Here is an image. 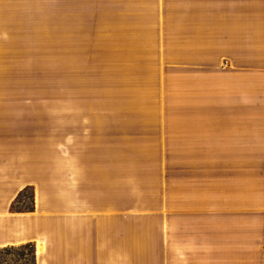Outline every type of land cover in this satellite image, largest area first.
<instances>
[{"label": "crops", "instance_id": "obj_1", "mask_svg": "<svg viewBox=\"0 0 264 264\" xmlns=\"http://www.w3.org/2000/svg\"><path fill=\"white\" fill-rule=\"evenodd\" d=\"M158 9V110L66 113L62 190L35 155L37 100L0 94V248L32 243L37 264H264L248 259L247 212L264 153V0ZM37 22L38 0H0V88L18 47L33 69ZM27 188L33 208L14 210Z\"/></svg>", "mask_w": 264, "mask_h": 264}, {"label": "rangeland", "instance_id": "obj_2", "mask_svg": "<svg viewBox=\"0 0 264 264\" xmlns=\"http://www.w3.org/2000/svg\"><path fill=\"white\" fill-rule=\"evenodd\" d=\"M158 5L159 0H38L33 69L25 44V50L18 47L9 57L0 94L9 102L20 97L37 100L35 155L56 168L53 190L63 187L66 113L158 110ZM14 106L18 104L9 103ZM261 156L262 167L248 168L249 236L257 231L254 240L249 239L248 259H264V153ZM32 208L33 190L28 188L13 209ZM15 248L0 251V264H37L32 248Z\"/></svg>", "mask_w": 264, "mask_h": 264}, {"label": "trees", "instance_id": "obj_3", "mask_svg": "<svg viewBox=\"0 0 264 264\" xmlns=\"http://www.w3.org/2000/svg\"><path fill=\"white\" fill-rule=\"evenodd\" d=\"M25 191H26V189H25ZM33 199H34V194H33ZM13 247H16V248H19V249L22 248V247H30V248H32V257H33L34 263L36 262L35 247H34V245L32 243L22 244V245H19V246H7V247L0 248V251L8 252L9 250L13 249Z\"/></svg>", "mask_w": 264, "mask_h": 264}]
</instances>
